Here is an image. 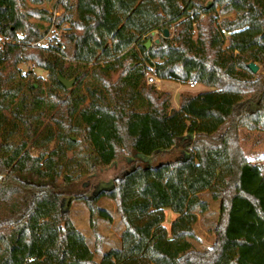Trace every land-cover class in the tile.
<instances>
[{
  "label": "trees",
  "instance_id": "obj_1",
  "mask_svg": "<svg viewBox=\"0 0 264 264\" xmlns=\"http://www.w3.org/2000/svg\"><path fill=\"white\" fill-rule=\"evenodd\" d=\"M217 3L235 16L218 22L215 7L196 0H58L63 12L55 16L25 0H0V264H264V173L242 148L243 129L264 132V81L224 50L228 40L264 66V0ZM66 22L62 38L32 45ZM156 29L160 41L147 48ZM156 57L164 59L156 65L162 80L212 89L184 94L172 107L168 93L146 84ZM23 61L49 81L32 69L22 76ZM60 76L78 84L66 88ZM189 133L188 157L158 160ZM122 155L134 156V165L112 188L76 196L92 224L112 219L97 204L106 195L125 222L121 246L96 261L56 188H73ZM205 192L219 200L221 224L215 246L198 251L190 239L208 206ZM167 209L179 214L170 229Z\"/></svg>",
  "mask_w": 264,
  "mask_h": 264
},
{
  "label": "rangeland",
  "instance_id": "obj_2",
  "mask_svg": "<svg viewBox=\"0 0 264 264\" xmlns=\"http://www.w3.org/2000/svg\"><path fill=\"white\" fill-rule=\"evenodd\" d=\"M74 1V0H71ZM197 6H207L210 4L211 6L215 7V15L218 16L219 21L223 18H233L235 16L234 11L230 12H223V5L222 4H215V0H196ZM26 6L29 8L35 9H43L49 12H53L54 16L59 15L63 12L62 6H58V0H41V1H33V0H25ZM57 12V13H56ZM196 12L200 16V20L206 17V13L201 10V8H197ZM59 13V14H58ZM30 20L33 22H39L44 26L49 24V21L44 18H40L38 16H31ZM69 27V23H64L60 28L55 29V27L51 26L49 31V38L57 37L62 38L63 31ZM176 31V27H172L170 38L173 37L174 32ZM197 29H194V35H197ZM225 38H227L228 33H225ZM160 40V36L158 38ZM155 42L152 40L151 45ZM47 44V42H44ZM150 45V46H151ZM224 50L230 55H233L244 62H251L245 55H243L239 49L232 48L229 46L228 40L224 44ZM259 70L256 73H253V80L257 82L264 81V66L260 63ZM21 70L32 69L35 71L36 75L41 78L42 83L45 85L49 81L48 73L30 61H23L19 64ZM21 71L22 76L23 75ZM173 81V80H171ZM170 80H162L157 85H151L146 82L147 85L154 86L157 90L163 93H168L171 99V106H176L175 104V94L178 93L182 96L184 94H196L198 91L203 89L205 85L199 82V85L194 88L190 89L186 82H179L175 81L172 83ZM172 83V85H170ZM78 83L75 81L72 87H75ZM71 87V88H72ZM84 88V87H83ZM257 99L251 98L250 103L253 107H256ZM50 121V117H46V122ZM20 137V136H19ZM19 137H16L18 140ZM54 144H50V147H53ZM242 148L249 157L261 164L262 171L264 173V132L263 131H253L248 129H243L242 131ZM34 152L39 153V151L34 150ZM191 149H189L190 155ZM72 152H69L71 155ZM138 158L143 159L144 161H148V158H144L142 155H137ZM172 157L176 158H184L185 155L179 149H175L172 152ZM129 158V159H128ZM126 157L124 155L120 156L117 159V165L98 168L94 174L88 175L83 177L79 180L73 188L70 189H57V194L60 198V205L62 208L66 209L68 212L69 217L73 221L75 227L86 237V240L89 246L95 251V260L99 261L102 253L106 250L111 249L112 247H120L121 246V234L125 228V222L122 219V216L119 212V206L117 201L109 196L101 197L97 204L100 207L106 208L110 214L112 215L111 220H104L101 218H97L95 223H91L90 218V211L86 201L83 198H76V196H84V197H91L95 195L102 182H109L112 178H121L122 175L134 165L135 158L133 157ZM132 159V160H131ZM168 159L166 156H159L158 160H166ZM201 197L207 201V209L198 213V220L194 225V236L190 239L198 251H206L212 249L215 244L217 243V229L221 224V210L219 208V200H215L212 198L211 194L208 192L202 193ZM5 204L1 206V213L5 214L8 213ZM171 214L174 212L168 210V214L166 216V221L164 224L167 226L168 229L171 227L170 221L172 220ZM97 239H99V250L97 249ZM1 248L3 244L0 243Z\"/></svg>",
  "mask_w": 264,
  "mask_h": 264
},
{
  "label": "built area",
  "instance_id": "obj_3",
  "mask_svg": "<svg viewBox=\"0 0 264 264\" xmlns=\"http://www.w3.org/2000/svg\"><path fill=\"white\" fill-rule=\"evenodd\" d=\"M57 13V12H56ZM59 14V13H58ZM195 26V24H194ZM155 31V34H152L151 32L146 35V36H150V38L152 40H155L158 38V36L160 35V31L159 30H154ZM49 36V32L47 33V35L41 39V40H38L36 42H33L32 45L34 46H41V45H48L50 44L51 42V39L48 37ZM145 36V37H146ZM44 42H47V44H44ZM164 61L163 58L161 57H156V58H153L151 59V62L152 63H148L147 67H148V70H147V74H146V82L148 84H151V85H157L158 83H160L162 81V79L157 75L156 73V65L158 63H162ZM28 71L26 70H23L22 73L23 75H26ZM187 85L190 89H194L196 88L198 85H199V82L197 80H194V79H190L187 81Z\"/></svg>",
  "mask_w": 264,
  "mask_h": 264
},
{
  "label": "crops",
  "instance_id": "obj_4",
  "mask_svg": "<svg viewBox=\"0 0 264 264\" xmlns=\"http://www.w3.org/2000/svg\"><path fill=\"white\" fill-rule=\"evenodd\" d=\"M170 81H171V80H170ZM171 82L174 83V80L171 81ZM172 83H171L170 85H172ZM209 89H212V88L205 86L203 89H201L200 91H198V93H199V92H202V91L209 90ZM196 94H197V93H196ZM174 98H175V104H176V106H172V107L180 108V104H181V95H179L178 93H176ZM194 138H195V136H194L193 138H191V137H186L185 139H182V140L179 142V144L177 145V147L175 148V149H179L182 153H184V155H185L184 158H186V157L189 156V149H191V144H192ZM245 153H246V155L248 156V158H249L252 162L260 164L259 162H257V161H255V160L251 159V158L249 157V155L247 154V152H245ZM162 154H163V156H166L168 159H174V158L172 157V152H163ZM133 157H134V156H133ZM133 157H132V158H133ZM127 158H128V157H127ZM128 159H129V158H128ZM175 159H176V157H175ZM131 160H132V159H131ZM150 161H151V160L149 159L148 162H150ZM117 162H118V161H116L112 166L117 165ZM260 165H261V164H260ZM112 179H113V178H112ZM110 180H111V179H110ZM168 210L171 211L170 209H167V210H166V216H167V214H168ZM171 217H172V220L170 221V223L172 224V222H173L175 219H177V218L179 217V214L176 213V212H174V214H171Z\"/></svg>",
  "mask_w": 264,
  "mask_h": 264
},
{
  "label": "water",
  "instance_id": "obj_5",
  "mask_svg": "<svg viewBox=\"0 0 264 264\" xmlns=\"http://www.w3.org/2000/svg\"><path fill=\"white\" fill-rule=\"evenodd\" d=\"M210 4L207 5V8H209ZM152 34H155V31H151ZM165 37H168L169 36V30L168 29H165V34H164ZM160 40L159 39H155V42H159ZM152 43V39L149 38L145 44V46L147 48L150 47ZM248 67L250 68V70L253 72V73H256L258 70H259V65L257 64V62H254V61H251L248 63ZM59 81L61 82V84L66 87V88H71L74 83H75V79L72 78V79H68V78H65L63 76H60L59 77ZM185 137H191L193 138L194 137V134H187V136ZM149 159V158H148ZM114 186V183H113V179L109 180V182H102V185L100 186V189L98 190V192L103 189V188H107V189H110ZM97 192V193H98ZM96 193V194H97Z\"/></svg>",
  "mask_w": 264,
  "mask_h": 264
}]
</instances>
